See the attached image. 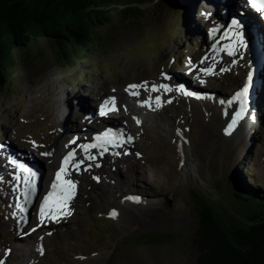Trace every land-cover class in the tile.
Listing matches in <instances>:
<instances>
[{
  "label": "rangeland",
  "instance_id": "obj_1",
  "mask_svg": "<svg viewBox=\"0 0 264 264\" xmlns=\"http://www.w3.org/2000/svg\"><path fill=\"white\" fill-rule=\"evenodd\" d=\"M151 1L147 0L143 4L149 8L145 9L144 19L140 20L132 18L125 21L121 17L125 5L120 3L112 2L104 6L112 17V22L102 30V40L97 43V50L79 51L82 55L81 57L73 55V64L62 66L65 63L55 57L50 40L45 37L35 39L26 50L14 49L15 70L6 81L7 85L0 84V139L1 137L16 139L13 145L17 151L38 145L34 138L45 142L35 147L37 151H48L58 144L61 146L70 132L69 128L77 124L72 112L74 100L71 101L72 97L69 98L73 95L74 89L79 92L76 97L86 96L89 104V99L97 100L96 91L98 92L96 96H100L103 90L104 94L113 93L111 88L124 89L125 86L120 85L128 82V85L135 83L140 85L141 90L148 81L157 84L164 79L169 80L170 86H174L175 79L164 75L173 74L166 71L170 70L172 65L181 64L180 57H183L185 62L190 60L192 55L203 58L207 54L205 51L207 40L202 34L205 28L201 27L198 16L202 4L200 3L197 8L193 0H160L155 5V2ZM217 12L220 13L215 16L220 17L222 8H218ZM186 18L192 20L195 32L201 35L200 38H192V24L183 20ZM172 56H177L174 62ZM214 82H217V87H221L224 90L221 92L227 95L236 87L235 83L238 80H232V74L228 73ZM219 83L228 84L226 85L228 87L223 88ZM121 89L117 91L125 95ZM219 89L216 88L214 92L206 95L209 99L213 95L211 98L213 101L210 102L215 103V100L224 96L218 94ZM174 90L175 87L171 91L165 89L162 91L163 98L160 102L163 108L171 105L174 98L170 96L175 94ZM263 92L264 85L257 105L259 108L257 115L260 117L252 121L256 129L247 131L251 123L247 118V129L242 137L232 136L228 140L220 135L219 130L222 126L220 116H213L204 126H200L197 122L196 107H201L199 110L202 111L201 102L198 101L199 99L184 100V95L179 90L181 109L177 110L170 122L164 119L163 114L159 115L142 100L132 99L131 105L148 119L145 128H142L160 135L163 144L159 149L161 157L154 156L153 149L149 151V154L154 156L153 160L152 156L145 154L144 151H137L134 144L129 146V149H132L129 156L135 153L143 158L145 154L148 176L153 174L155 163L161 164L164 172L161 176H157L156 184L146 182L147 178L140 180L133 176V183L124 185V190L132 192V195L145 193L148 198L145 194H141V197L151 201V205L156 206L157 212L161 215L147 218V213L139 211L142 210L139 206L127 204L124 200L123 204L122 195L115 196L113 203L109 204L100 200L95 195L98 189L94 187L93 179L97 177L94 170L104 168V164L101 160L96 161L99 159L95 158L91 160V169L84 170V173H79L75 177L77 183L82 184L84 181L87 183H83L76 192L75 203L71 209L72 217L70 216V219L74 220L71 222L73 229L66 230L64 225L59 224L64 220L61 219L32 239L36 241L35 252L17 251V257L14 251L15 244L19 246L22 244L20 241L29 240L22 239L20 235L21 230L18 227L23 218L13 213L16 210L13 206L16 199L10 191L14 186L8 191L9 184L6 182L4 184L1 177L4 155L0 156V243L5 240L4 248H0V253L4 249L0 254V260L4 264H199V246L196 241L199 218L195 210L199 203L198 199H195V194L208 197L225 216L232 212L244 216L245 210L239 202H245L241 199L236 200L227 193L230 190L225 182L230 172L236 170V182L240 188L249 192L256 189L264 196V120L261 121L262 107H264L261 97ZM66 95L70 105L67 106L66 112L64 110L58 115L60 109L58 100H67L63 99ZM150 99L158 102L156 98ZM163 108H158V111L162 112ZM184 111L185 114L182 115ZM246 113L249 112H245V116ZM131 115L128 114V121L133 124ZM203 116L208 118L211 114L207 113ZM60 118L62 123L69 121L71 127L63 124L58 132L56 124ZM226 120H228L227 116ZM259 121L262 125L258 127ZM72 122L75 124L73 125ZM190 124L192 128L189 135ZM258 128H261L260 132H257ZM181 133L183 140L186 141L183 143V149L180 148ZM17 138L23 140L19 142ZM188 138H191L190 143H187ZM137 139L139 140L138 136ZM16 141L22 145V148L16 145ZM137 141L135 143H138ZM147 156L151 160H148ZM105 159L111 163L113 161L109 157ZM97 164L101 166L97 167ZM186 165L190 169L185 171L183 167L185 168ZM151 168L154 170L152 171ZM129 170L130 168L124 166L116 171L125 176ZM5 173V179H9L10 185H14L11 181V170ZM247 175H250V181L247 180ZM9 205V213L6 215L4 211ZM250 206L254 207L252 204ZM113 210L118 213L115 217L110 215ZM166 212L174 215L173 220L164 218ZM5 228H9L7 232ZM53 233L55 235L51 236ZM148 233L152 234L148 239L158 240L141 243V240H147L143 235ZM47 234L49 237L45 238ZM79 234L83 237V242ZM41 241L45 242L43 254L38 249ZM75 244L81 245L86 252L76 254L71 247ZM8 256L14 257L6 259ZM95 257H99V260L94 259Z\"/></svg>",
  "mask_w": 264,
  "mask_h": 264
},
{
  "label": "bare ground",
  "instance_id": "obj_2",
  "mask_svg": "<svg viewBox=\"0 0 264 264\" xmlns=\"http://www.w3.org/2000/svg\"><path fill=\"white\" fill-rule=\"evenodd\" d=\"M194 2H196V7L199 8L200 3L202 4L198 10V16L202 17L206 11H207V2L209 0H193ZM217 1V0H216ZM211 2H214V0H212ZM206 4V6H205ZM219 6L217 5V7L215 6L214 11L216 13L217 9H221L222 8V15L218 18V20H220L221 22H225L226 19L230 18L229 20H231L234 17L235 13H239V4L236 0H220L218 1ZM236 7V8H235ZM235 8V9H234ZM241 14V13H240ZM216 15V14H215ZM211 21V20H210ZM252 23L255 24L256 23V17H254L252 20ZM208 25V24H207ZM214 25V23H212L210 25V27H212ZM215 29V27L213 28V30ZM259 32V31H258ZM261 33V38H262V42L264 43V30H262ZM218 37L214 36L212 37V43L209 47V54H207L204 58L203 61H198V65H197V71H199L200 73H202V75L205 77V81L210 80L212 81H219V79L221 78V76L227 75L228 73L232 74V80L236 79V81L238 80V82L241 83L243 76H242V70H243V65H242V60L239 59V53L234 55L237 57H233L228 55L227 51L224 50V52H217V47H215V44H219L217 42ZM238 51L242 54L241 49H238ZM240 54V56H241ZM199 57V56H198ZM197 58V57H195ZM243 58V56H242ZM244 59V58H243ZM245 60V59H244ZM205 69H211V71L206 72ZM257 78H258V84H256L254 86V96H257V102H259V97L258 95H260V91L262 90V86L264 85V69L261 68L258 73H257ZM174 78L175 82L174 86H170V82L167 79H164V81L162 82H158L157 84H152L151 82H147L146 85H144L145 87L141 89L139 88H134V89H130L129 88V92L132 94L133 92L138 93V95H133L135 98L138 99H142L145 101H148V98L150 96H154V97H159L160 99L163 98L162 95V91L165 89L163 87H160L161 85H167L169 88L170 87H175V94H171L170 97L174 98V100L171 101V105L168 108H163V104L160 102L157 104L154 101H150L152 102L150 105L156 108H163L162 112L157 110V113L159 115L163 114L165 117L164 119L168 120L170 122L171 118H174V115L176 114L178 109H181V105H180V95L178 94V90L185 96L186 92L189 91V84L190 81L188 79L183 78L182 76H171V79ZM240 79V80H239ZM178 83V84H177ZM239 83V85H240ZM153 85L157 86V90H153ZM239 85H236V87L234 89H232V93L234 91H236ZM204 86V87H203ZM200 86L199 88L203 91V88H212V87H205L206 85ZM172 88H170L172 90ZM216 88L213 87V90H215ZM166 90V89H165ZM170 90V91H171ZM143 91V92H142ZM93 92V91H92ZM118 92V94L116 95V93ZM125 95H123V92H119L116 90H113V93H109L107 96L109 99L115 97L119 100L122 108H123V103H124V98L125 96H127L128 93H126L124 91ZM78 95V94H77ZM91 98H93V95H91ZM106 97H102L100 98L102 99H108ZM67 100H58V107L59 112L58 115H61L63 113V111L65 110V112L67 111V106L70 105L69 103V98H66ZM77 99H79V101L82 102L83 106H89L88 101L86 98H80L77 97ZM181 99H183V97H181ZM195 99V98H194ZM71 101H73L74 99L71 98ZM211 98L209 99L208 97L202 98L200 99L201 102V106H204L205 110L207 111V113L211 114V117L213 116H220V114H224L227 116L228 120L227 122H229L231 120V117H235L236 112H238L240 109L239 107H237V102L233 101L231 98H225L224 96L218 98L217 100H215V103L210 102ZM229 100H232L233 102L231 104L227 103ZM96 101V100H94ZM213 101V99L211 100ZM221 101H224V103H221ZM149 102V101H148ZM231 106V110L226 111V107ZM237 107V108H236ZM197 111H196V115H197V122L199 123L200 126H204L206 124V117L203 116L204 114H202V111L199 110V108L201 107H196ZM246 112V111H245ZM131 113L133 115V117L138 116V119H142L141 117L143 116L134 112L133 109H131L130 112H127V114L124 117V124H125V132H124V136L127 138L126 142H125V147L128 150V152L126 153V151H121L118 149H115L112 151V163L109 162V160L105 159L108 157L107 154L103 153V155H101V151L97 150V151H92V150H86L83 147V143H76V144H71L70 142V135L71 133H79L82 136V141L85 140L84 136L85 134L81 128H78L77 126H70L69 121L62 123V119L60 118L58 120V123L56 124L57 130L58 132L60 131V127L64 124L67 125L68 127L70 126V132L67 134L66 138L62 141V145L60 146L59 144L57 146H52L53 148L51 150H42L44 153H51V155H44L47 159L51 158L52 156H55V160L58 162L60 161V158L65 155V154H69L70 152L74 153V159H70L69 162L67 163V172L65 173V179H70L74 182H76V188H75V194L74 197L68 202V209L70 210V213L72 212V206L75 203V197H76V192L81 188V185H83V183H87V181H82L83 183H77V179H75V177L79 174V173H84V170H89L91 169V160L89 157H95L96 161H102L104 164V168H98V170H94V174L97 175V177L99 178L97 179H93V185L96 189H98V192H96V196H98L100 198V200H103L105 203L109 204L110 202L113 203L114 197L117 195H122L123 200L125 203L127 204H133L134 206H139L140 208H142V210H139L141 212L147 213L146 216L148 217H154V216H158L161 215L157 212V209L155 208L156 206L151 205V201H149L147 198H143L140 196V201L136 202L132 199H128V197H133V196H137L138 194H134L132 195V192H126V190H124V185L127 184V186L132 182V177L135 176L136 178L138 177L140 180L143 179L145 180V178L148 179V181L146 180V182H150L151 184H156L157 183V176H161L164 172V168L161 164H154V169H152L153 174L151 176H148L147 172H146V160H145V154L149 155L150 157L152 155L149 154L150 150H154V156L156 157H161V154L159 153V149L160 146L163 144V139L160 138L161 136L158 135L156 132H153L151 130L148 129H143L142 127L136 126L134 124H130L128 121V114ZM256 114L259 113V108H257L256 106ZM131 115V116H132ZM250 115V117H249ZM247 118L250 119L251 121H256L257 118L254 114V112H252V114L250 113H245L243 115L242 119H239L237 124L233 127V129L231 130L230 134L227 133L225 130V133L227 135H231L230 137L234 136L236 138H241L243 133L245 132V130L247 129ZM148 120V119H147ZM249 121V120H248ZM85 124V123H82ZM230 123H226L225 128L228 127ZM143 126V125H142ZM68 131V130H67ZM131 137V141H128V137ZM137 136L139 138V140L137 139ZM230 137H226L224 136V138H226L225 140H228ZM223 138V139H224ZM138 140V141H137ZM138 143H135V142ZM133 144L135 145V149L137 151L141 150L145 152L144 157L140 158L137 154L133 153L132 155L129 156L130 152H131V148L129 149V146H133ZM0 150L5 151L6 152V157L4 156L2 161L4 162L3 164H1L2 167V177L4 178V176H6L5 171L7 170H11V172H13V166L8 162L7 158L10 159L11 161H13L14 163H17L22 161V160H26V163H28V161L32 164V168L28 170V172L33 175H35L37 173V171L41 174V171L39 168H37V162L34 160L35 156L33 157V153L37 152V148L35 149H31L29 147H24L22 148V150L17 151L15 149V145H13V141L10 142V145H6L4 148H1ZM125 150V149H124ZM22 151V152H21ZM117 153H119L117 155ZM3 154V153H2ZM92 154H96L93 155ZM149 156H147L149 158ZM152 156V160L153 157ZM146 157V159H147ZM155 157V158H156ZM151 158H149L148 160H151ZM46 160V159H45ZM83 160V163L79 165V169H77L76 167H74V165L80 161ZM47 162V161H46ZM48 163V162H47ZM49 164V163H48ZM90 165V167H89ZM99 165V166H97ZM97 167H100V164H97ZM13 168H12V167ZM127 167L130 168V170L128 171V173L123 176L121 175V173H119L116 170H120L121 167ZM25 167V166H24ZM184 168V167H183ZM15 169V168H14ZM16 170V169H15ZM22 171V170H20ZM18 174V173H17ZM15 174L13 176H11V181L14 182V187L11 189V192H13L16 202L14 203V208H16V210L13 211V213L15 215H18L19 217H22L23 220L20 223L18 229L21 231H25V235L22 236V239L24 240H31L29 241H20L22 244H20L19 246H17L15 244V256L17 257V253L22 251V250H26L29 251L31 253L36 251V244H34L36 241L32 240L33 238H35L38 234H40L41 232H43L46 228L53 226V223L55 222H59L61 219L62 220L59 224L64 225V228L66 230H72L73 227L71 225V222H74V220L70 219V216L72 217V215H59L58 219H51L50 218V213L49 215H46L43 218V223H41V216H40V208L42 203L44 202V198L46 196L42 197V200H40L38 203H36L38 197H39V188L38 185H35L32 189H31V184L29 185V183H25L22 181V175L19 173L18 175ZM11 175V173H10ZM143 176L142 178H140L139 176ZM31 183V182H30ZM133 183V182H132ZM78 186V187H77ZM31 205L33 207H31ZM138 208V207H137ZM145 208V209H143ZM34 210V212H33ZM173 214L171 212H166L164 214V218H169L173 220ZM131 220V219H130ZM133 221V219H132ZM33 229H35V231H33ZM42 234V233H41ZM81 238V241L83 242L84 239L81 236V234L78 235ZM72 249L75 251L76 254H83L86 251L84 250V248L81 247V245H71ZM18 251V252H17ZM46 254L48 255L47 251ZM12 256H8L6 257V259ZM14 257V256H13ZM12 257V258H13ZM11 258V259H12ZM94 259L99 260V257H95Z\"/></svg>",
  "mask_w": 264,
  "mask_h": 264
},
{
  "label": "trees",
  "instance_id": "obj_3",
  "mask_svg": "<svg viewBox=\"0 0 264 264\" xmlns=\"http://www.w3.org/2000/svg\"><path fill=\"white\" fill-rule=\"evenodd\" d=\"M144 1L0 0V84L7 85L15 70L14 49L26 50L35 39L45 37L55 57L65 63L62 66L73 64V55H82L79 51L97 50L101 29L111 23L104 6L116 2L127 11L138 12L141 8L137 3ZM225 181L229 190L239 187L235 176L229 175ZM253 190L231 192L236 200L246 203L239 202L244 216L234 212L225 216L208 198L195 195L199 203V264H264V196Z\"/></svg>",
  "mask_w": 264,
  "mask_h": 264
},
{
  "label": "snow or ice",
  "instance_id": "obj_4",
  "mask_svg": "<svg viewBox=\"0 0 264 264\" xmlns=\"http://www.w3.org/2000/svg\"><path fill=\"white\" fill-rule=\"evenodd\" d=\"M246 2L258 13L264 15V0H246ZM231 28L234 30V36H235V41L239 43L241 46H243L244 41H243V33L240 31L242 28L241 21L238 19H233L231 21ZM213 31H216L215 29ZM227 49L228 55L234 56L236 54V51L238 49L233 48L231 46H225ZM206 72L211 71V69H205ZM141 87L140 85H130V89L134 88H139ZM153 90H157V86L153 85ZM160 87L165 88L166 90H171L167 85H161ZM247 93V87H245L242 91L237 92L236 95L233 97V100H241L243 96H245ZM133 95H138V93L133 92ZM188 95H192V93H186ZM157 101L159 102L160 98H156ZM111 102L114 105L115 98H111ZM108 101H105V104H108ZM143 103L148 104V101H144ZM221 103H224V101H221ZM227 103L231 104L232 100H229ZM150 106V105H149ZM112 110H115L113 107ZM245 113V106L244 102L241 100L240 104V110L236 112L235 117L232 119V122L228 125V127L225 129L227 133L230 134L231 130L233 127L237 124L239 119L243 118V115ZM106 112L104 111V106H101V115H105ZM139 123V121H138ZM108 133H105V136H107ZM99 140V138H97ZM131 137H128V141H131ZM74 143V141H73ZM86 150L90 147H100L104 148L106 151L107 148L105 147L104 143H99V144H91V145H85L83 146ZM119 153H117L118 155ZM44 155H51V153H44ZM101 155H103V152H101ZM90 159H95V157H89ZM70 159H74V153L70 152L68 156L64 158L65 164L69 162ZM83 163V160L78 161L74 167L79 169V165ZM99 166V165H97ZM90 167V165H89ZM62 173H65V169L62 167L56 174V180L58 183H54L52 185V191L48 193V195L44 198V202L41 205L40 208V216H41V223H43V218L46 215H50L51 219H58L59 215H70V210L68 209V202L74 197L75 194V188H76V182L70 180V179H63L62 178ZM95 179H99L96 177ZM59 188V191L57 189ZM128 199H132L136 202L140 201V197L138 196H133V197H128ZM111 216L115 217L118 215V213L113 210L110 213ZM35 231V229H33ZM10 251V250H9ZM41 254H43V247L40 248ZM0 264H4L2 260H0Z\"/></svg>",
  "mask_w": 264,
  "mask_h": 264
},
{
  "label": "water",
  "instance_id": "obj_5",
  "mask_svg": "<svg viewBox=\"0 0 264 264\" xmlns=\"http://www.w3.org/2000/svg\"><path fill=\"white\" fill-rule=\"evenodd\" d=\"M136 4V3H135ZM139 7L141 8V11L138 12H134V11H127L126 8L123 9V12L121 13V17L124 18L125 21H129L130 19H144L145 17V9L149 8L147 6H144L143 4H138ZM111 17V16H110ZM111 22H112V17H111ZM104 27H106L105 25L103 26V28L100 31V34L102 35V30L104 29ZM102 38L101 36L99 37V41H101Z\"/></svg>",
  "mask_w": 264,
  "mask_h": 264
}]
</instances>
